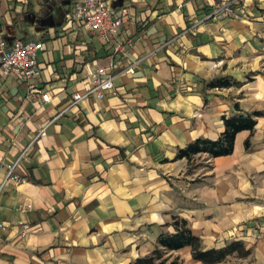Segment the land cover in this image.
Returning <instances> with one entry per match:
<instances>
[{
	"label": "crops",
	"instance_id": "0c3cea01",
	"mask_svg": "<svg viewBox=\"0 0 264 264\" xmlns=\"http://www.w3.org/2000/svg\"><path fill=\"white\" fill-rule=\"evenodd\" d=\"M78 1L0 0V42L44 46L30 79L0 53V180L14 163L23 179L0 194V264H133L174 215L204 249L249 251L214 264H264V0L211 16L228 0H108L110 40L70 17ZM101 66L114 88L74 103ZM238 111L261 115L231 154L177 157ZM167 254L204 264L189 245Z\"/></svg>",
	"mask_w": 264,
	"mask_h": 264
},
{
	"label": "built area",
	"instance_id": "2783aa9c",
	"mask_svg": "<svg viewBox=\"0 0 264 264\" xmlns=\"http://www.w3.org/2000/svg\"><path fill=\"white\" fill-rule=\"evenodd\" d=\"M233 1H222L215 4L214 11L210 14L215 15L221 12L225 14L231 13ZM70 17L76 21L84 22L99 36L110 40L117 32L121 25V18L113 13L108 7V0H80L76 2ZM42 41H23L16 40L11 47L7 48L4 41L0 42V53L2 54V67L5 72H13L25 79L32 78L37 71L38 53L43 49ZM113 66L114 63H110ZM114 76L106 73V67H98L91 73V87L84 94H75L73 102L85 98L90 94L103 96L106 90L114 88ZM43 101L47 102L51 99L49 93H42ZM44 134V128L41 130ZM16 163L9 165V171L4 178L0 180V194L3 192L9 182L16 184L23 181L14 173ZM21 208L24 211L31 210L32 204L26 201ZM27 227V225H26ZM5 228V223L0 214V229Z\"/></svg>",
	"mask_w": 264,
	"mask_h": 264
},
{
	"label": "trees",
	"instance_id": "16d2710c",
	"mask_svg": "<svg viewBox=\"0 0 264 264\" xmlns=\"http://www.w3.org/2000/svg\"><path fill=\"white\" fill-rule=\"evenodd\" d=\"M229 84L230 82L227 80H217L210 83L213 87H224ZM259 115H261L260 112L244 113L238 111L233 115L224 116L225 129L219 138L215 140L205 138L196 139L185 148L180 149L177 157L190 158L192 155L202 152L208 153L211 156L231 154L234 150L236 134L245 129L253 131L257 122L256 118ZM248 144V141H246L247 146ZM173 225L176 229L175 232L161 234L158 237L156 248L149 255L138 258L133 264H162V259L168 251L178 249L185 245L191 246L193 257L202 261L204 264L222 262L234 253L241 256L249 253L245 249L244 243L240 241L230 242L220 248L204 249L201 239L192 233L187 220L178 215H174Z\"/></svg>",
	"mask_w": 264,
	"mask_h": 264
},
{
	"label": "rangeland",
	"instance_id": "374dc122",
	"mask_svg": "<svg viewBox=\"0 0 264 264\" xmlns=\"http://www.w3.org/2000/svg\"><path fill=\"white\" fill-rule=\"evenodd\" d=\"M162 261V264H181L178 257L174 255H168L167 253L164 255Z\"/></svg>",
	"mask_w": 264,
	"mask_h": 264
}]
</instances>
